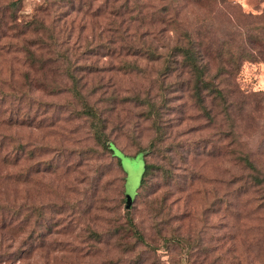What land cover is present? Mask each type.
<instances>
[{"label": "rangeland", "instance_id": "obj_1", "mask_svg": "<svg viewBox=\"0 0 264 264\" xmlns=\"http://www.w3.org/2000/svg\"><path fill=\"white\" fill-rule=\"evenodd\" d=\"M111 1L0 0V264H264V0ZM197 31L210 74L221 40L252 51L226 81L236 142L164 57Z\"/></svg>", "mask_w": 264, "mask_h": 264}, {"label": "trees", "instance_id": "obj_2", "mask_svg": "<svg viewBox=\"0 0 264 264\" xmlns=\"http://www.w3.org/2000/svg\"><path fill=\"white\" fill-rule=\"evenodd\" d=\"M109 0H107L108 2ZM116 0H112L111 2H115ZM13 7L16 5V1L12 3ZM124 6V12H127V5ZM121 6V7H122ZM116 16H118V12L116 13ZM135 17H132L130 21H135ZM2 24V21H0V25ZM5 25V24H4ZM3 25V26H4ZM1 27V26H0ZM264 26H260V30H258V35L251 36V42L258 44H262L264 46ZM196 36L194 38L191 37L187 32L183 33V40H176L175 44L167 47L164 57H166V61L171 58L172 60H175L176 57L179 58L177 61L178 65L185 69V72L189 74V80L191 81V92L194 100L197 102L198 106H200L204 112L207 113V110L203 106V97L210 98L212 102L215 101L217 112L216 115H221L229 124V133L228 135H231L232 142H236V136L235 132L233 131V125H232V117L230 115L231 110V100L230 96L232 91L228 89L226 86V81L229 75L235 74L238 69V67L241 64V61L247 60L248 58H252L253 54L252 51H247L243 48L241 49H235V51H228L225 50V46L228 45L226 40H221L219 42V45L221 44V47L218 48V51L216 53L217 59V67L213 74H210L208 71V64L205 60V57L203 56L208 46H205L203 43V40H205L204 35H201L199 31L195 32ZM141 52L143 54H146L148 57H155L156 55L161 56L160 52H157L155 48L142 44L140 48ZM139 50V51H140ZM30 55V54H29ZM30 60L33 61L34 57L30 55ZM133 65L125 64L124 68L132 70ZM228 67V68H227ZM168 68V66L166 67ZM72 76V75H71ZM70 76V77H71ZM73 77V76H72ZM72 83V90L73 93L76 95H80L79 91L76 87L77 84L73 82V79L71 81ZM75 91V92H74ZM201 92L204 93V96L201 95ZM87 106V105H86ZM89 111L86 112V115L90 116L94 122H92V134L93 137L97 142H100L101 145L106 146L108 148L109 152L112 154V156L115 158L116 163L118 165V169L121 172V195L123 197L124 202V196H123V183H124V172L122 171L121 165H120V159L117 156L119 153H121L119 150L112 148L109 141L104 137V133L102 131V127L98 126V123H101L98 115L94 112H92L91 109H88ZM236 150H230V153H235ZM116 153V154H115ZM240 153H245L240 151ZM139 155V154H138ZM125 156V155H124ZM134 155L133 157H135ZM143 159V157H142ZM244 162L249 161L247 158L243 159ZM148 169L147 163L143 160V172L141 180L146 173ZM255 181L259 183L260 181L255 177ZM141 183V181H140ZM124 207H128L124 203ZM127 225L129 229H131L135 234H137V231L131 222L130 218H127ZM134 234V235H135ZM136 236V235H135ZM137 236H139L137 234ZM1 263V262H0Z\"/></svg>", "mask_w": 264, "mask_h": 264}]
</instances>
